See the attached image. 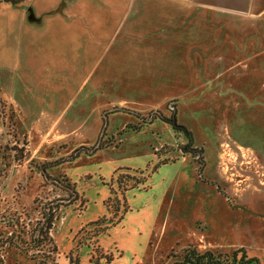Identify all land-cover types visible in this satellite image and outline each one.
Listing matches in <instances>:
<instances>
[{
	"label": "rangeland",
	"instance_id": "1",
	"mask_svg": "<svg viewBox=\"0 0 264 264\" xmlns=\"http://www.w3.org/2000/svg\"><path fill=\"white\" fill-rule=\"evenodd\" d=\"M3 4L2 8L13 6L11 0ZM118 20L119 16L110 18L105 45L96 50L104 53L102 58H24L25 49L16 41L10 48L17 49L8 58L0 57V88L6 100L12 95L22 103L29 93L46 91L52 97L62 91V107L71 97L74 101L58 120L56 110L45 112L42 120L39 111H18L15 121L9 115L7 125L0 123V145L24 146L27 153L21 161L0 163V198L12 206L26 203L40 182L32 160L58 162L49 171L66 173L80 195L54 228L59 264H69L68 256L78 264H172L178 258L171 254L182 255L189 246L223 253L244 246L249 256L264 264V168L240 137L234 140L232 123L237 117L233 119L232 106L226 104L232 96L225 95L228 88L233 91L234 79L217 77L239 58H187L197 56L193 43L171 50L173 58H144L141 53L128 58L129 49L127 56L118 58L114 52L130 22L117 34ZM155 26L158 40L163 26ZM181 29L172 35L177 42L183 34L191 40L189 30ZM138 33L131 40L144 39V28ZM141 45L133 43L131 49L138 52ZM157 48L160 56L161 51L168 56V47ZM174 105L179 122L193 133L194 146L202 151H183L189 142L185 133L161 119L139 130L129 127L141 120L123 110L144 116L162 110L171 116ZM100 137L109 145L75 156ZM164 158L173 160L159 165ZM124 167L139 171L134 174L143 175L146 182L125 192L122 220L95 241V225L90 224L113 216L105 201L111 188L117 189V170ZM249 199L255 205L249 206Z\"/></svg>",
	"mask_w": 264,
	"mask_h": 264
},
{
	"label": "crops",
	"instance_id": "2",
	"mask_svg": "<svg viewBox=\"0 0 264 264\" xmlns=\"http://www.w3.org/2000/svg\"><path fill=\"white\" fill-rule=\"evenodd\" d=\"M11 1L12 8L6 4V9L2 8L4 4L0 0L1 58H8L20 45L25 49L24 58H102L104 53H97L96 50L104 44L105 30L114 16H119L117 34L130 20L124 31L125 38L114 52L118 58L126 54V49H129L128 58H138L140 53L144 58H173L171 50L192 43L196 46L197 56L188 55L187 58H239L234 59L235 63L228 70L217 75L219 79L225 76L226 80L235 81L233 91H229L232 89L230 87L229 93L221 95L232 96L226 104L232 106L229 110L234 111L233 119L237 117L232 123L234 140L238 141L237 137H240L253 158L264 168V0ZM123 2L124 5L118 7ZM13 14L18 15L17 20L16 17L12 19ZM132 14L134 16L130 18ZM142 15L145 20L139 17ZM156 24L163 26V34L158 40H154L155 27L159 29ZM142 28L146 31L144 39L131 40L130 36L139 35L138 31ZM179 28L189 30L187 36L191 40L183 39V34L177 36L180 39L177 42L172 35H176ZM14 41L16 46L12 49L10 47ZM133 43L144 46H139L137 52L131 49ZM163 46L169 48L166 57L165 51H161L160 56L157 48L163 49ZM189 53L192 54L191 49ZM236 68H241V72ZM65 78L69 79L70 76ZM63 97L62 91L52 97L44 91L38 95L29 93L22 97V103L12 95L7 100L17 117L18 111H39L41 115H38V120H42L47 115L45 112L56 110L54 114L58 120L74 104L71 97L62 107L58 102ZM247 203L249 206L255 205L251 199ZM258 205L262 203L259 201Z\"/></svg>",
	"mask_w": 264,
	"mask_h": 264
},
{
	"label": "trees",
	"instance_id": "3",
	"mask_svg": "<svg viewBox=\"0 0 264 264\" xmlns=\"http://www.w3.org/2000/svg\"><path fill=\"white\" fill-rule=\"evenodd\" d=\"M172 107L171 116H166L162 110H152L146 116L127 108L123 110L140 118L139 124L128 125L136 130L156 119L168 122L175 130L184 132L187 136L189 142L182 147V150L195 153L200 149L194 146V135L185 124L179 122L176 106ZM117 109L115 107V111ZM9 115L10 121H15L17 118L12 105L4 98L0 88V123L2 125H7ZM7 143L0 145V163L11 164V162L21 161L26 157L24 146L17 144L11 146L10 142ZM108 145L109 141L105 142L100 137L94 145L78 149L75 156H78L81 151L93 153ZM172 160L164 158L160 160L159 165ZM57 164L58 162L53 161L35 162L32 160V165L39 170L40 182L38 191L26 203L18 202V206H12L9 200L0 198V264H59L60 250L54 236V228L64 211L78 201L80 195L76 184L66 173L55 175L49 171V168ZM134 172L139 171L125 167L117 170V189L111 188V196L105 201L108 211L113 216L100 218L90 224V226L95 225L93 227L95 241L98 235L105 233L112 225L122 220L124 215L121 212L122 205L125 210L127 208L125 192L130 187L146 182L143 175L138 176ZM140 173L142 174L143 171ZM171 255L178 258L172 264H261L258 258L249 256L244 247L233 250L231 253H223L189 246L184 249L182 255ZM68 258L69 264H78L77 258L72 256ZM111 259L112 257L107 255V260Z\"/></svg>",
	"mask_w": 264,
	"mask_h": 264
}]
</instances>
